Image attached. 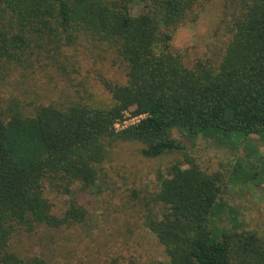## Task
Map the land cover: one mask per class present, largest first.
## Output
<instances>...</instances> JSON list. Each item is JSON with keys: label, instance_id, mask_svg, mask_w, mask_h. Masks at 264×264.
I'll use <instances>...</instances> for the list:
<instances>
[{"label": "trees", "instance_id": "16d2710c", "mask_svg": "<svg viewBox=\"0 0 264 264\" xmlns=\"http://www.w3.org/2000/svg\"><path fill=\"white\" fill-rule=\"evenodd\" d=\"M205 0H0V62L32 66L82 42L107 49L125 68L126 82L106 84L112 105L38 106L32 114L0 113V264L25 261L10 252L18 230L57 229L85 211L75 198L55 216L46 190L93 189L108 149L142 145L157 158L187 154L173 134L238 144L264 131V0H225L230 35L217 66L183 63L172 32L196 19ZM224 10V9H223ZM5 68V67H4ZM137 121L116 129L125 115ZM221 179L193 163L174 164L162 178L145 227L167 260L151 264H264V249L242 235H212L210 217Z\"/></svg>", "mask_w": 264, "mask_h": 264}, {"label": "rangeland", "instance_id": "374dc122", "mask_svg": "<svg viewBox=\"0 0 264 264\" xmlns=\"http://www.w3.org/2000/svg\"><path fill=\"white\" fill-rule=\"evenodd\" d=\"M225 0H205L193 22L172 32L171 48L191 67L206 61L217 66L230 39L223 13ZM224 9V10H223ZM5 67V68H4ZM126 82L125 68L110 52L82 42L61 52L56 61L41 66H15L0 62V113L32 114L38 106L83 105L107 108L112 101L106 84ZM129 113L117 130L135 123ZM187 154L168 153L157 158L140 154L142 145L123 142L108 149L93 189L70 194L46 190L52 213L61 217L75 198L84 209L80 222L53 229L35 225L18 230L10 252L45 264H151L167 260L163 246L145 227L160 181L174 164L193 163L221 179V194L210 217L212 235L238 233L264 249V131L238 144L218 145L212 140L187 139L173 134Z\"/></svg>", "mask_w": 264, "mask_h": 264}, {"label": "built area", "instance_id": "2783aa9c", "mask_svg": "<svg viewBox=\"0 0 264 264\" xmlns=\"http://www.w3.org/2000/svg\"><path fill=\"white\" fill-rule=\"evenodd\" d=\"M137 121V119H135Z\"/></svg>", "mask_w": 264, "mask_h": 264}]
</instances>
